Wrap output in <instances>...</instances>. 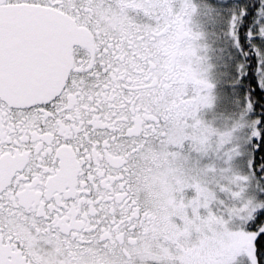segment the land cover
I'll list each match as a JSON object with an SVG mask.
<instances>
[{"label": "snow or ice", "instance_id": "snow-or-ice-1", "mask_svg": "<svg viewBox=\"0 0 264 264\" xmlns=\"http://www.w3.org/2000/svg\"><path fill=\"white\" fill-rule=\"evenodd\" d=\"M0 264H264V0H0Z\"/></svg>", "mask_w": 264, "mask_h": 264}]
</instances>
